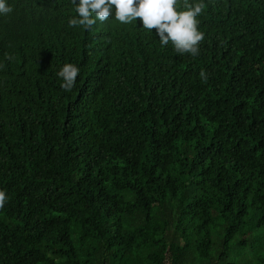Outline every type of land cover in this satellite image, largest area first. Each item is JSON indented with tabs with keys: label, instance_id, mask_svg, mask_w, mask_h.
<instances>
[{
	"label": "trees",
	"instance_id": "trees-1",
	"mask_svg": "<svg viewBox=\"0 0 264 264\" xmlns=\"http://www.w3.org/2000/svg\"><path fill=\"white\" fill-rule=\"evenodd\" d=\"M202 2L193 57L139 18L7 0L0 264H264V0Z\"/></svg>",
	"mask_w": 264,
	"mask_h": 264
},
{
	"label": "clouds",
	"instance_id": "clouds-1",
	"mask_svg": "<svg viewBox=\"0 0 264 264\" xmlns=\"http://www.w3.org/2000/svg\"><path fill=\"white\" fill-rule=\"evenodd\" d=\"M75 16L68 20L69 27L91 30L97 21L104 23L114 19L122 24H129L139 18L143 28L156 30L161 47L172 44L178 55H199L200 44L205 34L199 30V17L206 5L202 2L185 3L186 10H177V0H71ZM114 6V7H113ZM13 9L7 0H0V17L11 14ZM6 60L14 59L5 53ZM80 74V68L73 63H64L56 72L62 81L60 87L71 91ZM200 77L207 80L205 71L201 70ZM6 191L0 190V209L7 203Z\"/></svg>",
	"mask_w": 264,
	"mask_h": 264
}]
</instances>
